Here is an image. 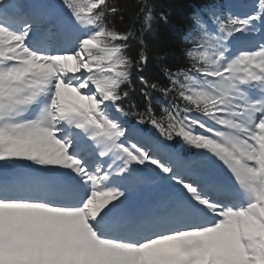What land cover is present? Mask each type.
I'll use <instances>...</instances> for the list:
<instances>
[{"label":"snow or ice","instance_id":"1","mask_svg":"<svg viewBox=\"0 0 264 264\" xmlns=\"http://www.w3.org/2000/svg\"><path fill=\"white\" fill-rule=\"evenodd\" d=\"M124 11L0 0V264H264V0Z\"/></svg>","mask_w":264,"mask_h":264},{"label":"trees","instance_id":"2","mask_svg":"<svg viewBox=\"0 0 264 264\" xmlns=\"http://www.w3.org/2000/svg\"><path fill=\"white\" fill-rule=\"evenodd\" d=\"M122 9L124 19L121 22L118 17L114 18L118 27L121 29L132 28L136 33L139 32L142 21L135 18L136 0H113ZM156 5L157 12L164 11L168 14L169 20L167 24H159L158 28L163 36L169 37L170 42L175 50H179L182 34L187 27V21L191 11L201 3V0H153ZM149 41V47L155 46L156 40L152 36L146 37ZM131 55L135 56L136 43L132 42L130 50ZM139 88L138 81H135Z\"/></svg>","mask_w":264,"mask_h":264}]
</instances>
